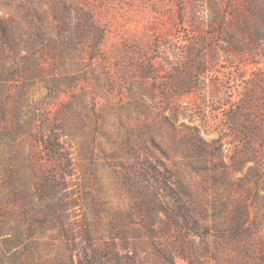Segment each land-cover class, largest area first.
Here are the masks:
<instances>
[{"label":"rangeland","instance_id":"rangeland-1","mask_svg":"<svg viewBox=\"0 0 264 264\" xmlns=\"http://www.w3.org/2000/svg\"><path fill=\"white\" fill-rule=\"evenodd\" d=\"M65 1L5 60L0 225L33 224L32 264H264V0Z\"/></svg>","mask_w":264,"mask_h":264},{"label":"trees","instance_id":"trees-1","mask_svg":"<svg viewBox=\"0 0 264 264\" xmlns=\"http://www.w3.org/2000/svg\"><path fill=\"white\" fill-rule=\"evenodd\" d=\"M48 1L53 3V9L60 7L67 9L68 4L65 0H3L0 1V8L10 10L9 15L5 13L0 14V87L6 81L14 79L15 76L20 75L22 71L18 63L7 65L6 58L19 56L20 62L26 63L36 51H43L49 43L45 29L42 26L44 20L47 19L44 9L41 7L47 4ZM42 8V9H41ZM54 14V18H56ZM54 25L62 28L61 21L53 22ZM21 50H25V54H19ZM17 128V127H16ZM52 133L46 138V143L49 145L50 152L57 155V157L70 161L68 151L63 149L62 143L58 140L57 133L51 130ZM5 133L0 132V144L4 140ZM9 148V141L4 140L0 146V158L7 157ZM150 172L154 173L153 177L160 183L162 188L171 196L175 201H178V207L184 212L188 213L186 207V200L183 198L187 192L179 185L176 189L172 183L170 171H160L159 166L148 164ZM8 177H10L8 175ZM58 217L56 211L50 208L46 215H42L38 219L37 227L40 228H53L54 224H49L52 218ZM38 227V228H39ZM61 230V227H60ZM35 233L33 224H28L25 228L20 225L7 227L5 223L0 225V264H32V258L35 252V242L32 238ZM86 250L89 248L91 254L97 257V246H92L88 240L84 246ZM17 254H23V259L19 263H10ZM86 257L83 254L82 259ZM129 262L132 258L126 255ZM81 259V260H82ZM108 264H122V254L115 253L109 258ZM80 264H87L79 262ZM62 264V263H60ZM71 264V263H70Z\"/></svg>","mask_w":264,"mask_h":264}]
</instances>
